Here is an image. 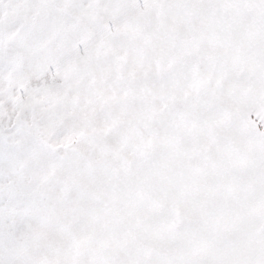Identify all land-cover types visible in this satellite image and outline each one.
Segmentation results:
<instances>
[{
	"label": "snow or ice",
	"instance_id": "1",
	"mask_svg": "<svg viewBox=\"0 0 264 264\" xmlns=\"http://www.w3.org/2000/svg\"><path fill=\"white\" fill-rule=\"evenodd\" d=\"M0 264H264V0H0Z\"/></svg>",
	"mask_w": 264,
	"mask_h": 264
}]
</instances>
